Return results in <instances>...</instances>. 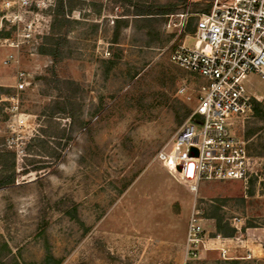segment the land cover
<instances>
[{"label": "rangeland", "instance_id": "rangeland-1", "mask_svg": "<svg viewBox=\"0 0 264 264\" xmlns=\"http://www.w3.org/2000/svg\"><path fill=\"white\" fill-rule=\"evenodd\" d=\"M31 1L45 18L42 35L21 48L17 64H4L16 52L2 44L15 28L4 20L0 30V88L8 90L0 99L17 95L23 119L0 101V151L14 152L16 174L0 187V264H46L47 256L59 264H264V256L223 259L216 248L224 246L210 241L218 219L240 231L264 228V119L250 114L237 127L255 157L246 183L190 191L158 158L196 104L197 81L170 61L184 36L165 28L166 17L151 31L127 16L137 0H63L72 23L55 64L38 48L58 0ZM21 16L35 25L34 14ZM51 67L80 89L75 117L44 116L57 102L43 80ZM19 72L25 85L16 92ZM244 83L264 110V81L250 73ZM193 210L206 242L196 258L185 244Z\"/></svg>", "mask_w": 264, "mask_h": 264}, {"label": "built area", "instance_id": "built-area-1", "mask_svg": "<svg viewBox=\"0 0 264 264\" xmlns=\"http://www.w3.org/2000/svg\"><path fill=\"white\" fill-rule=\"evenodd\" d=\"M33 6L39 7L31 0H0V30L5 20L16 32L13 38L2 39L5 47L16 52L6 56L5 65L17 64L21 48L33 35H42L45 18ZM22 13L34 14L35 25L23 23ZM165 28L184 36L170 55L171 63L200 76L204 83L197 90L195 107L172 139L171 150L159 153V160L194 193L201 183H246L255 157L237 135V127L260 100L247 91L244 78L255 73L264 81V0H187L182 9L166 16ZM48 32L49 24L44 34ZM24 81V73L19 72L16 92L23 90ZM184 92V88L178 91ZM0 101L10 103V112L22 124L17 95ZM216 239L220 236L210 241ZM205 243L198 212L193 210L186 234L187 256L196 258ZM216 250L223 259H232L225 248Z\"/></svg>", "mask_w": 264, "mask_h": 264}, {"label": "trees", "instance_id": "trees-1", "mask_svg": "<svg viewBox=\"0 0 264 264\" xmlns=\"http://www.w3.org/2000/svg\"><path fill=\"white\" fill-rule=\"evenodd\" d=\"M132 4L134 11L129 15L135 22L141 23L143 28L149 30L154 29V24L166 17L167 15L173 14L176 11L182 9L187 0H168L164 4H160L156 0H137L135 3L128 1ZM73 7L70 2L63 0H58L55 12L53 14V19L49 27V32L43 37L42 43L38 48V52L41 55L49 56L52 58L53 62L57 64L61 57L63 56V43L65 42L67 28L72 23L68 18L69 13H71ZM2 33H0L1 35ZM6 38H13L9 33L3 35ZM184 71V70H183ZM187 73L190 77H193L197 81V88H199L203 83L204 79L195 74ZM45 85L53 88L57 91L55 107L50 108L44 116L51 122L55 114H66L68 116L75 117L77 114L78 106L76 105V99L78 98V91L80 90L78 85L69 80L61 79L58 77L55 69L49 68L47 76L43 78ZM7 95L8 90L0 88V93ZM190 111L188 110L184 117L188 116ZM251 114L259 119H264V110L261 103L254 102ZM45 136L49 134L44 131ZM52 137L61 138L60 135L52 133ZM44 144V142H42ZM0 187H5L13 185L16 174H15V155L12 151H0ZM254 227L253 225H248L243 227L241 231L231 228L227 223L223 224L221 219H218L215 223L216 236H222L224 238H234L238 235H244L245 229ZM229 262V261H226ZM46 264H59L58 260L52 261V257L47 256L45 258ZM239 261H231L228 264H238Z\"/></svg>", "mask_w": 264, "mask_h": 264}, {"label": "crops", "instance_id": "crops-1", "mask_svg": "<svg viewBox=\"0 0 264 264\" xmlns=\"http://www.w3.org/2000/svg\"><path fill=\"white\" fill-rule=\"evenodd\" d=\"M216 242L219 245L222 244L228 253H236L240 257L246 254L255 258L264 256V228L246 229L244 235L234 238L220 237V239H216Z\"/></svg>", "mask_w": 264, "mask_h": 264}]
</instances>
